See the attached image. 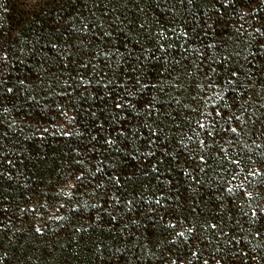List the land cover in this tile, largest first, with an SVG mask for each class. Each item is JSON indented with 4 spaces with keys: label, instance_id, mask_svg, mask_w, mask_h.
Instances as JSON below:
<instances>
[{
    "label": "snow or ice",
    "instance_id": "1",
    "mask_svg": "<svg viewBox=\"0 0 264 264\" xmlns=\"http://www.w3.org/2000/svg\"><path fill=\"white\" fill-rule=\"evenodd\" d=\"M63 2L67 4V8L62 9L63 15L72 22L73 31L63 41L64 48L55 41L50 42L51 50H56L57 57L61 58L59 75L55 65L46 70L47 79L40 74L23 77L6 74L15 65L0 38V129L16 126L15 119L8 121L6 117L14 110L19 116L21 100L45 112L54 108L57 115L71 123L76 118L69 116L68 106L75 99L91 97L99 103L85 109L93 119L84 125V131L74 132L67 126L62 131L64 136L75 134L81 138L88 133V143L82 144L83 151L74 149L78 157L96 151L101 140V148L116 153L124 150L126 155L135 153L145 160L160 153L157 164L173 162L183 177L190 178L200 188L204 182L193 173L207 175V170L212 169L213 164L216 166L218 186L206 193L207 200L200 195L182 198L175 194L177 202L183 200L188 205L189 215L179 219L180 224L187 221L182 230L176 231L177 223L171 221L165 225L172 230L168 244L175 246L180 241L182 247L169 248L168 254L160 258L161 264H210V261L223 264L228 260L230 264H264V193L260 191L264 188V17L253 23L257 9L239 12L235 7L239 0H203L208 10L197 21V28L189 31V21L180 19L179 11L185 6L191 11L196 0ZM89 3L92 5L90 16L95 18L92 23L85 22L79 10L88 9ZM110 5L123 8L131 5L145 16L148 8L155 7L162 14L170 12L172 19L166 24L157 19L155 24L159 30L155 33L146 28L147 20L139 23V30L148 33L149 42L154 41L153 47L141 46L133 56L135 49L127 51V43L120 41L126 55L114 42L119 39L113 37L116 28L112 24L107 29L104 27L105 19L116 11V7ZM229 9L242 21L238 26L223 19ZM96 11H101L102 16H96ZM115 19L120 24L125 22L121 16ZM128 23L131 25L132 21ZM245 23L250 31L244 28ZM168 32L174 40L182 39L184 43L169 42ZM209 32L214 33L213 38L205 39ZM89 33L92 39L87 38ZM217 36L227 38L217 40ZM97 40L100 43H96ZM177 49L179 57L172 54ZM64 56L67 59H63ZM17 63L23 61L17 57ZM94 107L101 116L108 111V117L100 119ZM33 119L38 123L44 117L37 112ZM47 132V127L42 129L41 139ZM7 138V130L0 132V141ZM113 146L116 147L113 149ZM0 158V176H3V165L15 167V164L3 151ZM75 164L79 167L58 181L60 187L55 194L68 197L58 208L74 204L73 214L77 215L81 202L73 198L91 185L101 168L92 171L86 157L75 160ZM157 164L151 166L156 179L164 187L172 185L171 179H160L162 174ZM173 170V167L167 169L168 172ZM143 174L148 175L146 171ZM132 175L128 176L129 180ZM111 179L120 184V175ZM100 186L96 184L97 188ZM139 195L135 188L127 195L123 200L124 212L136 211L153 224L157 208L135 207ZM162 198L172 200L173 196H165L161 188L160 196L155 198V204L166 209L165 215H172L168 204L161 205ZM112 199L121 203V196L115 193ZM189 200L193 203L189 204ZM197 208L201 210L197 212ZM6 212L7 209H2L0 215ZM160 219L163 220L164 215ZM131 222L136 223V220ZM45 227L46 224L37 225L33 230L43 234ZM79 231L80 228H76V232ZM147 255L156 254L149 251Z\"/></svg>",
    "mask_w": 264,
    "mask_h": 264
},
{
    "label": "trees",
    "instance_id": "2",
    "mask_svg": "<svg viewBox=\"0 0 264 264\" xmlns=\"http://www.w3.org/2000/svg\"><path fill=\"white\" fill-rule=\"evenodd\" d=\"M110 7L116 6L110 5ZM179 7L177 5V8ZM187 7L180 9L179 18L189 21V31H191L197 28V21L208 10V5L204 4L203 0H196L191 6V11H187ZM235 7L239 12L257 9L255 18L252 19L253 23L255 19L264 17V3L260 0H239ZM66 8L67 4L63 0H0V38L4 40V47L9 50L10 60L15 65L10 67L6 74L13 77L35 74L45 76L46 70L55 65L59 75L61 58L57 57L56 50H51L50 42L55 41L62 48L66 47L63 41L67 40L69 33L73 31L72 22L63 15L62 9ZM91 9L90 3L88 9H79L87 23H92L95 19L90 16ZM228 12L229 14L223 17L224 20L237 26L242 23L239 16L232 13V9ZM96 16H102V12L96 11ZM115 16H121L125 21L124 24H120ZM157 19L166 24L171 21L172 15L170 12L162 14L160 9L155 7L148 8L146 16L135 11L131 5L128 8L116 7L115 13H110L105 19L104 27L107 29L108 25L112 24L116 28L113 37H119L114 42L118 47L120 41L127 43V51L135 49L134 56L141 46L153 47L154 44V41L149 42L147 32L139 30V23L147 20L146 28L155 33L159 30L155 24ZM128 21H132L131 25ZM76 24L79 26L80 21L77 20ZM244 28L251 30L247 23L244 24ZM167 35L170 38L169 42L177 45L184 43L182 39L174 40L171 32ZM213 36L214 33L209 32L205 39H211ZM87 38L92 39L91 33ZM215 38L219 40L227 37ZM96 43L100 41L97 40ZM120 51L127 55L123 47H120ZM172 54L179 57L180 50L177 49ZM17 57L23 61L22 64L17 63ZM53 57L57 58L53 59ZM63 59L67 57L64 56ZM93 87L95 88V85ZM51 99H59V97ZM98 103L91 97L86 100H73L72 105L68 106V111L76 119L68 127L74 132L84 131V125L89 124L93 119L88 116L85 109L90 104ZM18 107L19 116L14 110L6 117L8 121L15 119L16 126L12 129H0V132L8 131V138L0 141L2 144L0 151H3L15 164V167L3 165L2 170L5 175L0 176V210L7 209L5 214L0 215V264H161L160 258L168 254L169 248L176 250L182 247L180 241H177L175 246L168 244L167 241L172 238V230L165 227L171 221L177 223L176 231H179L184 229L187 223L186 221L185 224H180L179 219L189 215L188 205L183 200L177 202L175 194L178 193L182 198L185 196L195 198L200 195L207 200L206 193L214 191L219 182L214 164L212 169L207 170V175L193 173L204 182V186L200 188L190 178L183 177L180 169L175 168L173 162L157 164L160 153L145 160L135 153L126 155L124 150L116 153L114 150L101 148L100 145L103 143L101 140L100 144H97L96 151L78 157L74 149L83 151L82 144L88 143L87 132L83 138L75 134L64 136L62 135L64 128L57 125L61 116L57 115L54 108L45 112L36 107H29V104L22 100ZM93 110L97 111L100 119H105L109 115L108 111L101 116L97 108L94 107ZM37 112L44 117L38 123L33 119ZM45 127L48 128V132L41 139L40 133ZM115 147L113 146V149ZM141 151L144 149L142 148ZM132 156H136V159ZM85 157L92 171H95L96 167L101 168V171L96 173L90 186L81 189L73 198L81 202L77 215H74V204H66L63 208H58L60 204L58 199H61L55 193L60 187L58 181H61L69 171L79 167L75 164V160ZM153 164H157L162 174L160 179H171L172 185L164 187L159 183L156 179L157 174L151 171ZM169 167H173L174 170L168 172ZM145 171L148 173L147 176L143 174ZM116 175H120L119 185L111 179ZM129 175H132L131 180L128 179ZM97 183L101 185L99 188L96 187ZM134 188L140 193L135 207L157 208V213L153 215V224H149L148 220L136 211L125 214L123 200ZM161 188L165 196L170 194L173 196L172 200L161 199V205L168 204L173 210L172 215H165L166 209L155 204V198L160 196ZM260 191L264 193V188ZM113 193L121 196L120 204L112 199ZM36 200L48 212L45 213L44 219H38L39 226L46 224L43 234L35 233L34 226L29 221L32 218L30 202ZM66 200L68 197L62 199V203ZM195 202L199 203V201ZM188 203L193 201L189 200ZM20 209L24 211L21 212ZM51 209L56 210V216L48 217ZM200 210L197 208V212ZM161 215H164L163 220L160 219ZM57 216L63 219H56ZM97 216L100 217L99 220L96 219ZM112 216H116L117 219L112 220ZM132 220H136V223H132ZM232 223L229 222L230 226ZM76 228H80V231L76 232ZM117 249L120 251L117 252ZM149 251L156 255L146 256ZM223 264H230V260Z\"/></svg>",
    "mask_w": 264,
    "mask_h": 264
},
{
    "label": "rangeland",
    "instance_id": "3",
    "mask_svg": "<svg viewBox=\"0 0 264 264\" xmlns=\"http://www.w3.org/2000/svg\"><path fill=\"white\" fill-rule=\"evenodd\" d=\"M69 116H71L70 113H69ZM69 124L70 123L67 121V118L62 117V116H61V118L59 119V121L57 123V125L59 127H62V128H65L66 126L68 127ZM65 197H67V196L60 195V199L61 200L58 199V201L60 203H62V199L64 200ZM39 204H41V203H39L37 200L33 201V202H30V208L32 209V212H31L32 213L31 214L32 218L29 219V221L32 222V226L39 225L40 224L39 220L41 218L44 219L45 213L48 214V212L46 211V208L42 207L43 205L41 206ZM53 208H55V206ZM54 216H56V210L55 209H51V211L49 212L48 217H54Z\"/></svg>",
    "mask_w": 264,
    "mask_h": 264
}]
</instances>
